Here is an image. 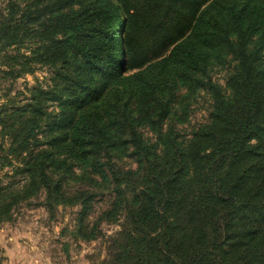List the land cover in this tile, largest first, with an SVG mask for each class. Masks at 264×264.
Here are the masks:
<instances>
[{
  "label": "trees",
  "instance_id": "1",
  "mask_svg": "<svg viewBox=\"0 0 264 264\" xmlns=\"http://www.w3.org/2000/svg\"><path fill=\"white\" fill-rule=\"evenodd\" d=\"M5 2L3 77L50 76L0 112L15 179L0 220L44 192L51 211L80 205L95 239L85 220L109 192L106 264H264V0ZM199 89L208 118L185 132L174 119Z\"/></svg>",
  "mask_w": 264,
  "mask_h": 264
},
{
  "label": "rangeland",
  "instance_id": "2",
  "mask_svg": "<svg viewBox=\"0 0 264 264\" xmlns=\"http://www.w3.org/2000/svg\"><path fill=\"white\" fill-rule=\"evenodd\" d=\"M5 0H0V10L5 7ZM29 45L28 43L26 46ZM23 48L22 51H25ZM15 53L14 48L9 50ZM228 62L214 61L211 75L220 84H226L228 73L231 72ZM50 72L40 67L35 74L26 75L18 80L3 77L0 72V112L12 109V98L17 102H26L27 87L36 82H46ZM180 86L179 93H187ZM11 101V102H10ZM191 102L186 113L178 112L184 122L177 124L185 132H190L196 125L208 118L211 106L210 97L199 89L189 96ZM11 139L3 136L0 127V187L12 183V166L1 165L5 149L9 148ZM122 165L135 166L130 159H124ZM19 176L16 177L18 179ZM79 185H74L77 189ZM45 193L20 201L10 209L8 217L0 220V264H106L110 258L111 237L120 229L119 223L101 219L102 212L110 205L111 194L106 192L96 197L92 210L87 215L85 227L98 228L95 239H85L79 235L80 205H59L49 210L44 202ZM11 198H9L10 200Z\"/></svg>",
  "mask_w": 264,
  "mask_h": 264
}]
</instances>
